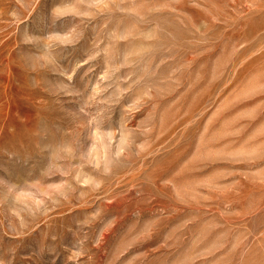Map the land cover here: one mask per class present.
<instances>
[{
	"label": "rangeland",
	"instance_id": "374dc122",
	"mask_svg": "<svg viewBox=\"0 0 264 264\" xmlns=\"http://www.w3.org/2000/svg\"><path fill=\"white\" fill-rule=\"evenodd\" d=\"M0 264H264V0H0Z\"/></svg>",
	"mask_w": 264,
	"mask_h": 264
}]
</instances>
